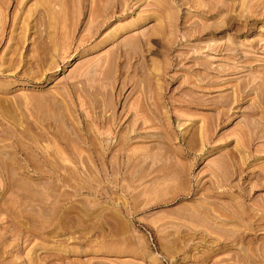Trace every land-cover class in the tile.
Masks as SVG:
<instances>
[{"label": "rangeland", "instance_id": "374dc122", "mask_svg": "<svg viewBox=\"0 0 264 264\" xmlns=\"http://www.w3.org/2000/svg\"><path fill=\"white\" fill-rule=\"evenodd\" d=\"M0 264H264V0H0Z\"/></svg>", "mask_w": 264, "mask_h": 264}]
</instances>
